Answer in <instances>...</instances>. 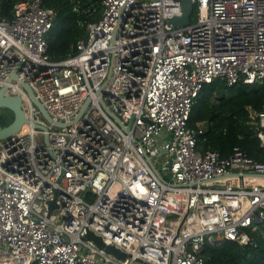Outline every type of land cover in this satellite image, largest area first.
Returning <instances> with one entry per match:
<instances>
[{
    "label": "built area",
    "instance_id": "built-area-1",
    "mask_svg": "<svg viewBox=\"0 0 264 264\" xmlns=\"http://www.w3.org/2000/svg\"><path fill=\"white\" fill-rule=\"evenodd\" d=\"M192 1L190 23L173 26L182 0H103L61 60L48 54L57 13L42 0L0 18V87L29 120L0 140V261L205 264L209 243L256 244L264 162L240 146L199 149L205 126L189 122L215 79L264 83V0ZM23 82L68 125L46 120ZM251 112L264 147V109Z\"/></svg>",
    "mask_w": 264,
    "mask_h": 264
},
{
    "label": "trees",
    "instance_id": "trees-1",
    "mask_svg": "<svg viewBox=\"0 0 264 264\" xmlns=\"http://www.w3.org/2000/svg\"><path fill=\"white\" fill-rule=\"evenodd\" d=\"M16 1L0 0V18L11 17ZM42 5L57 13L48 37V54L53 60L75 53L78 40L87 37L86 23L98 21L103 13V0H42ZM263 109L264 83L249 85L240 81L230 85L226 79L217 78L206 84L193 105L189 122L192 127L199 123L205 126L198 148L216 149L229 156L235 146H240L251 157L264 162V147L251 112ZM0 119L2 126L12 121L6 115ZM252 235L255 245L234 240L207 244L203 252L205 264H264V225Z\"/></svg>",
    "mask_w": 264,
    "mask_h": 264
},
{
    "label": "water",
    "instance_id": "water-1",
    "mask_svg": "<svg viewBox=\"0 0 264 264\" xmlns=\"http://www.w3.org/2000/svg\"><path fill=\"white\" fill-rule=\"evenodd\" d=\"M182 8H183V13L180 16H175L172 19L169 20V23H171L173 26H181V25H186L189 24L191 21V14L194 8V4L192 0H182ZM23 86L26 88L28 91L31 99L33 102L37 105V107L40 109L42 115L44 118L50 122H54L56 125H68L66 123H60L58 121H55L53 117L49 114L47 109L44 107L42 102L36 97L34 91L30 87V85L26 82H23ZM90 99H87L84 105L82 106L80 112H79V117L83 114L84 110L86 109L87 105L89 104ZM0 108H6L9 109L13 112V119L12 121L5 125V126H0V140L1 139H6L10 137L11 135H15L16 133L20 132L23 128V125L28 123L29 120L25 115V110L23 109L22 105V98L20 95L17 94H12L7 92L6 87H0ZM114 118L117 119L119 123H121L120 119L112 114ZM36 126L42 127L43 129H46L45 125H40L37 124ZM130 126L125 127L126 131H129ZM47 140V138H46ZM55 206V201L51 202V209ZM181 228V226L179 227ZM87 236L91 239H94L96 243L100 246L103 245V242L100 237L95 236L92 232H89ZM109 251L115 255H118L122 258H125V254L122 253L120 250L115 248L114 246H109L108 247Z\"/></svg>",
    "mask_w": 264,
    "mask_h": 264
},
{
    "label": "rangeland",
    "instance_id": "rangeland-1",
    "mask_svg": "<svg viewBox=\"0 0 264 264\" xmlns=\"http://www.w3.org/2000/svg\"><path fill=\"white\" fill-rule=\"evenodd\" d=\"M0 111H1V118L3 117V115H6V116H11L13 119V112H10L9 110H5L4 108H2Z\"/></svg>",
    "mask_w": 264,
    "mask_h": 264
},
{
    "label": "crops",
    "instance_id": "crops-1",
    "mask_svg": "<svg viewBox=\"0 0 264 264\" xmlns=\"http://www.w3.org/2000/svg\"><path fill=\"white\" fill-rule=\"evenodd\" d=\"M0 264H14V263H12L11 261H8V260H2V261H0Z\"/></svg>",
    "mask_w": 264,
    "mask_h": 264
},
{
    "label": "flooded vegetation",
    "instance_id": "flooded-vegetation-1",
    "mask_svg": "<svg viewBox=\"0 0 264 264\" xmlns=\"http://www.w3.org/2000/svg\"><path fill=\"white\" fill-rule=\"evenodd\" d=\"M1 109H2V108H1ZM1 109H0V110H1ZM4 109H5V110H9V109H6V108H4ZM9 111L12 112L11 110H9ZM0 116H1V111H0ZM0 126H2V125H1V119H0Z\"/></svg>",
    "mask_w": 264,
    "mask_h": 264
},
{
    "label": "bare ground",
    "instance_id": "bare-ground-1",
    "mask_svg": "<svg viewBox=\"0 0 264 264\" xmlns=\"http://www.w3.org/2000/svg\"><path fill=\"white\" fill-rule=\"evenodd\" d=\"M26 129H27V126L24 124V125H23V128H22L21 131H24V130H26Z\"/></svg>",
    "mask_w": 264,
    "mask_h": 264
}]
</instances>
